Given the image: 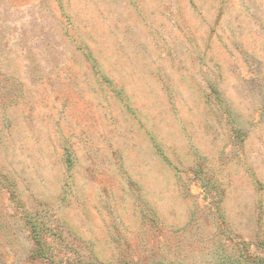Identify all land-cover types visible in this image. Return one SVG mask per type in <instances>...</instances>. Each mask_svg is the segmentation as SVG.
Here are the masks:
<instances>
[{
	"label": "rangeland",
	"instance_id": "rangeland-1",
	"mask_svg": "<svg viewBox=\"0 0 264 264\" xmlns=\"http://www.w3.org/2000/svg\"><path fill=\"white\" fill-rule=\"evenodd\" d=\"M262 256L264 0H0V264Z\"/></svg>",
	"mask_w": 264,
	"mask_h": 264
},
{
	"label": "trees",
	"instance_id": "trees-1",
	"mask_svg": "<svg viewBox=\"0 0 264 264\" xmlns=\"http://www.w3.org/2000/svg\"><path fill=\"white\" fill-rule=\"evenodd\" d=\"M249 255L248 256H246V258H248L249 259ZM257 264H264V257L262 256V257H259V258H257Z\"/></svg>",
	"mask_w": 264,
	"mask_h": 264
}]
</instances>
